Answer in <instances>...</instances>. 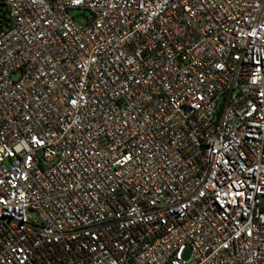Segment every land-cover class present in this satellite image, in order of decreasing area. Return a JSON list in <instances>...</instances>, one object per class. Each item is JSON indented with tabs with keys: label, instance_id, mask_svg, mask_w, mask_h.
Masks as SVG:
<instances>
[{
	"label": "built area",
	"instance_id": "built-area-1",
	"mask_svg": "<svg viewBox=\"0 0 264 264\" xmlns=\"http://www.w3.org/2000/svg\"><path fill=\"white\" fill-rule=\"evenodd\" d=\"M0 2V264H264V0Z\"/></svg>",
	"mask_w": 264,
	"mask_h": 264
},
{
	"label": "rangeland",
	"instance_id": "rangeland-1",
	"mask_svg": "<svg viewBox=\"0 0 264 264\" xmlns=\"http://www.w3.org/2000/svg\"><path fill=\"white\" fill-rule=\"evenodd\" d=\"M71 13L76 17V21L80 25H85L88 22V18L90 17V12L83 11L81 9L72 10ZM28 216L31 221H38V214L35 211L29 210ZM190 255V251H187L185 254V258L188 259Z\"/></svg>",
	"mask_w": 264,
	"mask_h": 264
},
{
	"label": "trees",
	"instance_id": "trees-1",
	"mask_svg": "<svg viewBox=\"0 0 264 264\" xmlns=\"http://www.w3.org/2000/svg\"><path fill=\"white\" fill-rule=\"evenodd\" d=\"M12 19L10 17L8 6L0 2V28L11 27Z\"/></svg>",
	"mask_w": 264,
	"mask_h": 264
}]
</instances>
